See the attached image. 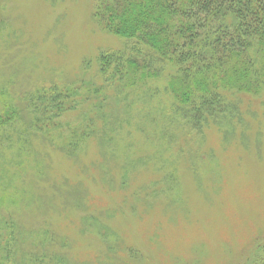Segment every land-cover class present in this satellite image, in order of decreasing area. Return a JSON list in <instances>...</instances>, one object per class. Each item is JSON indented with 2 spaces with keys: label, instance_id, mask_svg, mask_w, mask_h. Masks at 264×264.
I'll return each instance as SVG.
<instances>
[{
  "label": "rangeland",
  "instance_id": "374dc122",
  "mask_svg": "<svg viewBox=\"0 0 264 264\" xmlns=\"http://www.w3.org/2000/svg\"><path fill=\"white\" fill-rule=\"evenodd\" d=\"M104 9L0 0V115L13 121L0 147V264L27 253L29 264H264V47L243 56L248 72L237 57L234 73L208 76L203 91L222 104L196 124L166 89L171 66L137 87L127 62L124 78L103 72L102 57H144L106 28ZM57 108L58 131H90L72 151L33 127Z\"/></svg>",
  "mask_w": 264,
  "mask_h": 264
},
{
  "label": "trees",
  "instance_id": "16d2710c",
  "mask_svg": "<svg viewBox=\"0 0 264 264\" xmlns=\"http://www.w3.org/2000/svg\"><path fill=\"white\" fill-rule=\"evenodd\" d=\"M101 1L105 9L100 16L106 28L134 40L140 47L144 46V49H140V52L144 53L142 58L127 60L123 54L118 53L102 57V62L106 65L103 72L110 73L112 78L119 75L124 78L118 64L127 62V66L138 73L137 80L132 82L133 86L137 87L143 79L145 82L148 79L158 80L163 75L164 68L171 66L173 69L166 89L176 99L178 108L191 107V112L197 115L196 124L205 114L207 116L220 110L219 105L222 104L215 91H203L202 83L209 82L208 76L218 75L220 78L226 75L227 71L235 68L237 57L243 58L241 69L244 73L248 72L252 63L246 65L243 56L252 48L258 52L257 47H264V0ZM133 50L131 47L130 51ZM112 63H116L117 67L109 71ZM64 110L50 109L55 113L51 115L50 111L44 112L46 118L43 125L39 124L41 118L38 115L32 124L35 130L47 134L48 138L51 136L54 141L57 131L65 146L62 148L72 151L73 148L68 145L77 147L80 141L90 136V131L76 129L68 135L65 130L58 131L61 123H57L55 118ZM11 119L10 114L8 117L0 115V147L12 137L7 130L13 122ZM66 136L70 140H67ZM20 232V228L15 232L13 229L12 235L7 238L3 248V260L11 259L13 254L14 261L17 254L16 242H19L17 234ZM0 236L3 237L2 231ZM3 239L5 238L0 240ZM24 256L25 252L21 254V258ZM26 257L29 259L26 264L35 259L34 254L27 253ZM41 262L44 263V259Z\"/></svg>",
  "mask_w": 264,
  "mask_h": 264
}]
</instances>
